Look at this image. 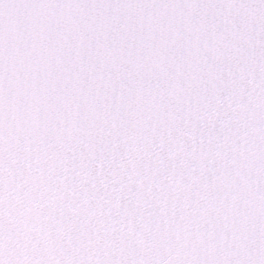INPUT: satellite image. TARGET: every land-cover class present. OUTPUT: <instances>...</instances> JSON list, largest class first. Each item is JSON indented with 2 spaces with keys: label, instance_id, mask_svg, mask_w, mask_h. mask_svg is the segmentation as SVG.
I'll use <instances>...</instances> for the list:
<instances>
[{
  "label": "snow or ice",
  "instance_id": "snow-or-ice-1",
  "mask_svg": "<svg viewBox=\"0 0 264 264\" xmlns=\"http://www.w3.org/2000/svg\"><path fill=\"white\" fill-rule=\"evenodd\" d=\"M0 264H264V0H0Z\"/></svg>",
  "mask_w": 264,
  "mask_h": 264
}]
</instances>
